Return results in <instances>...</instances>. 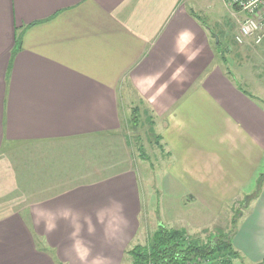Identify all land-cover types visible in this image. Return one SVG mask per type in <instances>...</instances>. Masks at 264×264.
<instances>
[{"label":"crops","instance_id":"0c3cea01","mask_svg":"<svg viewBox=\"0 0 264 264\" xmlns=\"http://www.w3.org/2000/svg\"><path fill=\"white\" fill-rule=\"evenodd\" d=\"M212 2L0 0V264H120L145 208L128 136L142 124L192 201L246 191L263 93L218 62L226 34L196 16ZM253 192L231 240L264 264V175Z\"/></svg>","mask_w":264,"mask_h":264},{"label":"rangeland","instance_id":"374dc122","mask_svg":"<svg viewBox=\"0 0 264 264\" xmlns=\"http://www.w3.org/2000/svg\"><path fill=\"white\" fill-rule=\"evenodd\" d=\"M220 1L213 0V7L210 10L197 13L200 14L198 15L200 20L205 21V25L208 24L212 28L211 30L226 34L225 37L220 38L221 41L217 48V50L219 49L218 62L222 65L225 55L228 60L224 67L238 78L241 75L239 81L244 84L247 91L255 92L260 98L262 97L258 94L262 92L264 100V39L260 44L250 46L249 49L243 45L235 44L233 19L230 13L222 7ZM244 76L247 78L244 79ZM128 114H130L129 110ZM141 122L142 119H139L136 123L141 124ZM142 125L145 128L128 130V136L132 140V151L140 167L137 181L139 193L144 197L142 205L145 207L139 216L138 233L136 232L137 235L135 234L131 239L130 248L136 243L147 244L148 237L159 224L168 228H184L188 237L201 241L214 238V235L221 233H231L237 220L245 213L244 208H247L252 201L255 192L250 195L246 194L256 188L260 176L258 171L264 167L258 168L259 163L256 165L255 176L250 177L245 192L238 194V197L230 201H223V204L217 209L208 208L204 202L189 199L182 189L175 187L172 181L167 180L165 169L167 157L163 156L161 146H158L153 135L146 129L147 124ZM152 132H154L153 129ZM167 184L169 189L166 188ZM224 197L221 195V198ZM40 246L43 244L41 243ZM61 263L65 264L59 260V264ZM120 264H132L128 253H124ZM230 264L249 263L239 257H232Z\"/></svg>","mask_w":264,"mask_h":264},{"label":"trees","instance_id":"16d2710c","mask_svg":"<svg viewBox=\"0 0 264 264\" xmlns=\"http://www.w3.org/2000/svg\"><path fill=\"white\" fill-rule=\"evenodd\" d=\"M263 173L258 180H262ZM127 253L132 264H230L232 257L239 256L233 247L231 233L201 241L188 237L184 228H168L163 224L152 232L147 244H136Z\"/></svg>","mask_w":264,"mask_h":264},{"label":"built area","instance_id":"2783aa9c","mask_svg":"<svg viewBox=\"0 0 264 264\" xmlns=\"http://www.w3.org/2000/svg\"><path fill=\"white\" fill-rule=\"evenodd\" d=\"M221 1L226 7L233 9L231 15L237 24L234 40L244 44L251 38L254 44L261 43L264 39V0Z\"/></svg>","mask_w":264,"mask_h":264}]
</instances>
